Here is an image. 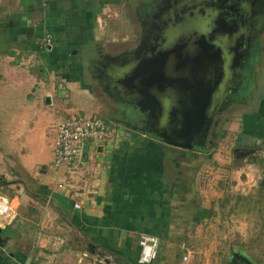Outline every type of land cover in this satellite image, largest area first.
<instances>
[{
    "label": "crops",
    "instance_id": "obj_1",
    "mask_svg": "<svg viewBox=\"0 0 264 264\" xmlns=\"http://www.w3.org/2000/svg\"><path fill=\"white\" fill-rule=\"evenodd\" d=\"M81 1L87 16L100 12L95 6L101 9L110 2ZM74 2L0 0V65L4 61L0 66V191L5 193L0 196L17 208L15 222L0 227V264H139L142 235L159 240L152 264H222L216 247L227 235L219 243L211 240V231L223 224L214 218L215 196L198 192L200 184L196 177L192 179L191 170L201 168L203 160L192 161L186 153L182 157L185 148L150 133L152 138L146 140V132L139 135L134 129L129 143L97 151L86 162L85 185L94 193L72 198L55 187L50 129L63 117L60 111L66 102L57 99L62 93L54 84L55 75L60 76L53 72L57 65L35 55L37 46L44 44L52 53L48 16L59 18L65 6H75ZM56 20L52 26L60 28L62 19ZM30 52L35 53L34 64L44 63L51 76L43 68L35 71L38 74L33 68L29 73L24 70ZM39 80L47 85L39 88ZM241 128L239 137L264 133V97ZM201 171L197 169L195 176ZM75 201L80 209L73 208ZM231 246L238 254L232 264H264V257L241 254L236 245Z\"/></svg>",
    "mask_w": 264,
    "mask_h": 264
},
{
    "label": "rangeland",
    "instance_id": "obj_2",
    "mask_svg": "<svg viewBox=\"0 0 264 264\" xmlns=\"http://www.w3.org/2000/svg\"><path fill=\"white\" fill-rule=\"evenodd\" d=\"M102 1L106 0H95L97 5ZM252 1L254 4L251 9L256 12V15L252 16L251 29L259 25L260 31L256 33L257 36L253 33L255 49L250 57L254 67V79L250 82L253 84L251 94L246 93L238 100V103H235L229 110L220 112L217 117L214 139L212 138V143L205 148L208 149L207 152L203 153L204 156L209 153L213 154V157L217 154L216 159L213 160V157L211 159V156H200L199 153L194 155L186 149L181 151L183 155L179 154L183 157L185 153L186 156L191 153L192 157L189 158L192 161L201 160L202 157L203 166L192 168L191 172L194 173L192 179L196 177L199 182V193L203 192V195L210 193L215 196L212 198L217 210L214 218L221 220L223 224L211 231V240L219 243V238L227 235V239H220V244L216 247V253L223 260L222 264H232L233 255L236 254L231 246L233 244L238 247L235 250L241 254L246 253L255 258L264 257V194L261 189L259 190L264 168V133H259L257 137H253L252 132L241 137L238 135L242 130L243 120L255 112L264 97V0ZM162 2L161 0H110L101 9L95 6L96 11L100 12L87 16L83 14L84 9L87 8L84 6L85 2L83 5L81 0H76L75 6H65L59 18L53 16L47 18L46 26L52 37L53 48L49 62L51 65L52 63L57 65L53 69L54 75L55 71L60 73V76L55 75L57 78L55 77L54 83L62 92L57 99L66 102L65 107L60 111L64 112V115L57 123L77 113L85 116L97 115L105 120L112 119L116 130L120 131L119 143L116 140L113 144L105 145L102 152L114 148L116 150L120 142L129 143L134 134L130 132L134 129L139 130V135L146 132L144 138L146 140L152 137L148 134L150 128L143 122L146 120V108H140V106L126 108L110 100L104 93L100 82L91 79L89 68L106 59H118L125 54L129 57L134 56L138 48L148 43L151 29L149 16L156 6L163 4ZM86 17H90L91 20L86 22L82 20ZM35 19L37 21V18ZM56 19H62L60 28L52 26L53 23L57 25L54 22L58 21ZM249 38L252 39V35ZM31 52L27 53L28 60L24 70L27 73L32 70L31 68L34 73L41 71L45 67L44 63L34 64L32 55L35 53ZM74 52H76L75 55ZM35 56L44 60V56ZM3 62L1 61L0 66ZM45 68L43 72H46L48 77L51 76V69L48 68L49 70L45 71ZM39 81L37 83L39 88L47 85L46 81L43 83ZM0 86L2 95V84ZM42 102L46 103V99ZM53 127L51 125V138ZM125 131L127 135H124ZM2 141L3 139H0V143ZM97 144H90L88 162L97 152L95 149ZM222 161L225 167H221ZM197 169L199 171L202 169V171L201 174L195 176ZM57 183V181L54 182L55 187ZM60 191L66 192V190ZM2 193L5 194L0 191V194ZM7 195H9L8 192ZM206 198L209 202L211 201L209 196ZM206 235H210V231Z\"/></svg>",
    "mask_w": 264,
    "mask_h": 264
},
{
    "label": "flooded vegetation",
    "instance_id": "obj_3",
    "mask_svg": "<svg viewBox=\"0 0 264 264\" xmlns=\"http://www.w3.org/2000/svg\"><path fill=\"white\" fill-rule=\"evenodd\" d=\"M161 1L163 4L149 16L148 43L134 56L125 54L93 64L90 77L119 105L146 108L143 122L150 128L148 133L158 138L164 132L171 135L166 129L169 124L179 128L174 112H204L189 127L182 143L194 155L209 157L213 154L203 153L214 139L220 112L229 110L246 93L251 94L253 33L260 31L259 25L251 29L252 16L256 15L251 9L254 2Z\"/></svg>",
    "mask_w": 264,
    "mask_h": 264
},
{
    "label": "built area",
    "instance_id": "obj_4",
    "mask_svg": "<svg viewBox=\"0 0 264 264\" xmlns=\"http://www.w3.org/2000/svg\"><path fill=\"white\" fill-rule=\"evenodd\" d=\"M118 137L113 123L97 116H85L81 113L74 114L53 127V169L57 175V188L66 190L72 198L79 197L82 192H89V185H85V164L92 143L97 151H103L104 146L113 144ZM92 172V171H91ZM92 174L87 173V179ZM13 201L0 196V227L6 228L17 217V208ZM74 209H80L77 201ZM140 253L139 264H152L157 259L159 240L154 236L142 235L138 240ZM184 261L187 257L183 258Z\"/></svg>",
    "mask_w": 264,
    "mask_h": 264
},
{
    "label": "water",
    "instance_id": "obj_5",
    "mask_svg": "<svg viewBox=\"0 0 264 264\" xmlns=\"http://www.w3.org/2000/svg\"><path fill=\"white\" fill-rule=\"evenodd\" d=\"M153 103V98L150 99ZM204 112H174V115H178V125L179 128H172L170 124L166 126V129L171 132L166 135L165 132L159 138L168 143L169 145L178 146L182 148H189L185 144H183V140L187 137L189 127L196 121L198 117H201ZM158 114L164 115L166 112H158ZM176 125V122H175ZM169 127V129H168ZM174 136L175 139L171 138L170 136Z\"/></svg>",
    "mask_w": 264,
    "mask_h": 264
},
{
    "label": "trees",
    "instance_id": "obj_6",
    "mask_svg": "<svg viewBox=\"0 0 264 264\" xmlns=\"http://www.w3.org/2000/svg\"><path fill=\"white\" fill-rule=\"evenodd\" d=\"M45 46H46V44H44L41 47L38 45L37 46V50H36L37 52L36 53H37L38 56H41V57L44 56V58L48 60L49 59V56H50V53L48 51L47 46L46 47ZM260 189H261V192L264 194V168L262 170V178H261V180L259 182V190Z\"/></svg>",
    "mask_w": 264,
    "mask_h": 264
}]
</instances>
